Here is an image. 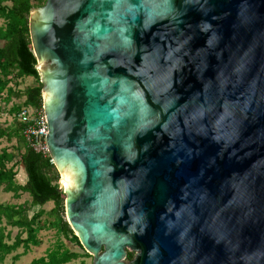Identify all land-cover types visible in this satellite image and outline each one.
<instances>
[{
  "label": "water",
  "instance_id": "water-1",
  "mask_svg": "<svg viewBox=\"0 0 264 264\" xmlns=\"http://www.w3.org/2000/svg\"><path fill=\"white\" fill-rule=\"evenodd\" d=\"M29 35L93 264H264V0H46Z\"/></svg>",
  "mask_w": 264,
  "mask_h": 264
},
{
  "label": "trees",
  "instance_id": "trees-1",
  "mask_svg": "<svg viewBox=\"0 0 264 264\" xmlns=\"http://www.w3.org/2000/svg\"><path fill=\"white\" fill-rule=\"evenodd\" d=\"M45 3L46 0H0V102L5 106L13 105L14 100L23 102L22 107L13 105L9 110V116L14 119L22 108L41 110L43 107V85L32 51L29 17L33 9L42 8ZM29 78L34 84L24 91H17L19 81ZM24 128L18 120L10 127L0 126V141L6 139L9 144L12 141L17 144L12 149L0 151V190L12 194L14 199L28 195L31 207L41 211L30 218L22 205H0V225L5 222L10 228L18 230L11 245L4 243L0 235V264L20 248L23 249L21 256H27L31 248H39L42 243L38 235L48 230L55 231L65 241H60L55 249L31 264H71L80 258H90L86 253L81 257L66 245L67 242L82 250L65 220V196L59 192L57 170L50 157L36 153L29 146L23 136ZM49 203L53 204V208L45 213L42 209ZM45 216L46 219L41 221ZM19 258L15 256L14 262H18ZM127 259L132 260V256L128 255Z\"/></svg>",
  "mask_w": 264,
  "mask_h": 264
},
{
  "label": "rangeland",
  "instance_id": "rangeland-1",
  "mask_svg": "<svg viewBox=\"0 0 264 264\" xmlns=\"http://www.w3.org/2000/svg\"><path fill=\"white\" fill-rule=\"evenodd\" d=\"M34 84L33 79H25L22 81H19L17 84V91H24L26 88L32 86ZM13 105L15 107H22L23 102L21 100H14ZM12 104L5 106L2 102H0V126L5 128V127H10L13 125L14 121L17 119H14L13 117H10L9 110L13 106ZM16 142L12 141L11 144L7 142V140H1L0 141V151L2 149H12V147H16ZM19 170V169H18ZM58 185L60 182L61 175L58 173ZM19 176V175H18ZM19 180L21 182V177L19 176ZM23 184V182H21ZM0 205H22L23 207L26 208L28 217H32L34 214L38 213L41 211L39 208H32L30 205V198L28 195H21L19 199H14L12 194H5L2 190H0ZM53 208V204L49 203L47 204L42 211L45 213L49 212ZM64 216H65V211H64ZM46 219V216L41 219V221H44ZM66 220V217H65ZM18 234L17 229L10 228L9 226L6 225L4 222L2 225H0V235L3 236L4 243H7L8 245H11L15 241V237ZM39 240L41 241L42 245L39 248H31L30 252L27 254V256H21L23 253V249L20 248L17 250L15 253L12 255L8 256L3 264H31L32 261L34 260H39L40 258H43L46 253L50 250L55 249V247L60 243V241H65L63 238L58 237L55 233V231L48 230V231H43L39 235ZM25 238V235L23 236ZM66 245L69 247V249L77 254H79L81 257H84V250L80 249L76 245H72L66 242ZM134 256V253L129 252ZM15 256H20L18 262H14V257ZM71 264H93V258L90 256V258H80L76 262H72Z\"/></svg>",
  "mask_w": 264,
  "mask_h": 264
},
{
  "label": "built area",
  "instance_id": "built-area-1",
  "mask_svg": "<svg viewBox=\"0 0 264 264\" xmlns=\"http://www.w3.org/2000/svg\"><path fill=\"white\" fill-rule=\"evenodd\" d=\"M17 120L25 127L23 136L29 146L36 153L49 157L46 143L48 128L43 107L41 110L22 108L17 115Z\"/></svg>",
  "mask_w": 264,
  "mask_h": 264
},
{
  "label": "bare ground",
  "instance_id": "bare-ground-1",
  "mask_svg": "<svg viewBox=\"0 0 264 264\" xmlns=\"http://www.w3.org/2000/svg\"><path fill=\"white\" fill-rule=\"evenodd\" d=\"M60 185L66 190V193H71L77 186L78 176L76 173L65 170L60 167Z\"/></svg>",
  "mask_w": 264,
  "mask_h": 264
},
{
  "label": "flooded vegetation",
  "instance_id": "flooded-vegetation-1",
  "mask_svg": "<svg viewBox=\"0 0 264 264\" xmlns=\"http://www.w3.org/2000/svg\"><path fill=\"white\" fill-rule=\"evenodd\" d=\"M126 252H127V258H128V255H131V256H132V254L129 253L130 251L127 250ZM131 253H132V252H131ZM135 257H136V254L134 253V256H132V260H128V259L126 258L125 261H126L127 263H130V262H132V261L135 259Z\"/></svg>",
  "mask_w": 264,
  "mask_h": 264
}]
</instances>
